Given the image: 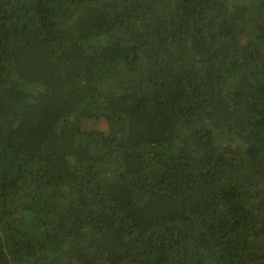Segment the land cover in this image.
Segmentation results:
<instances>
[{
	"label": "trees",
	"instance_id": "trees-1",
	"mask_svg": "<svg viewBox=\"0 0 264 264\" xmlns=\"http://www.w3.org/2000/svg\"><path fill=\"white\" fill-rule=\"evenodd\" d=\"M0 264H264V0H0Z\"/></svg>",
	"mask_w": 264,
	"mask_h": 264
},
{
	"label": "rangeland",
	"instance_id": "rangeland-1",
	"mask_svg": "<svg viewBox=\"0 0 264 264\" xmlns=\"http://www.w3.org/2000/svg\"><path fill=\"white\" fill-rule=\"evenodd\" d=\"M91 123H93V122L92 121H84L82 123V128L83 129L91 128L93 126V125H91ZM96 125L100 129H106V124L103 121L96 123Z\"/></svg>",
	"mask_w": 264,
	"mask_h": 264
}]
</instances>
